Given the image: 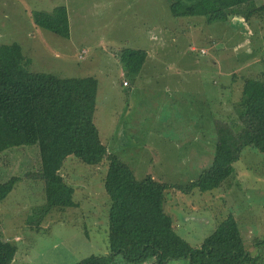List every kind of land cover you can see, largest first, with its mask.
<instances>
[{
  "label": "rangeland",
  "instance_id": "374dc122",
  "mask_svg": "<svg viewBox=\"0 0 264 264\" xmlns=\"http://www.w3.org/2000/svg\"><path fill=\"white\" fill-rule=\"evenodd\" d=\"M173 1L0 0V44L18 45L31 72L94 77V122L108 152L136 178L150 174L177 185L195 179L211 163L214 121L234 119L243 79H264V8L247 20L243 15L264 6V0H251L227 22L213 23L203 16L174 17ZM58 6L67 11L68 38L38 27L32 18ZM126 48L147 53L137 75L122 67ZM38 169L36 145L0 154L1 179ZM105 173V164L67 157L61 174L76 189L79 205L51 209L39 224L34 220L43 204L42 181L23 177L0 201V236L17 245L11 264H77L107 254ZM222 185L205 192L168 189L165 212L193 247L232 214L247 248L253 255L260 252L259 264H264V247L259 251L254 244L264 240V153L242 149ZM111 263L136 264L120 255Z\"/></svg>",
  "mask_w": 264,
  "mask_h": 264
},
{
  "label": "trees",
  "instance_id": "16d2710c",
  "mask_svg": "<svg viewBox=\"0 0 264 264\" xmlns=\"http://www.w3.org/2000/svg\"><path fill=\"white\" fill-rule=\"evenodd\" d=\"M251 0H175L169 4L174 17L203 16L208 23L227 22ZM255 11L244 13L245 20ZM34 23L51 33L70 35L66 8L36 11ZM146 51L126 48L120 61L128 74L137 75ZM97 81L94 77H59L31 72L16 44H0V154L23 146H37L39 169L23 176L0 178V201L25 177L42 181L43 204L35 223L51 209L76 208L75 188L61 169L69 156L97 166L106 165L103 187L108 197L107 248L104 255H91L77 264H112L120 255L126 262L166 264L183 259L187 264H259V254L247 248L236 218L229 214L196 247L180 237L170 215L165 212L168 189L190 193L222 187L234 173V163L242 149L255 147L264 153V79L246 77L240 98L234 105V119L214 121L215 145L208 167L184 184L171 185L146 174L136 178L129 166L100 140L94 122ZM41 188V185H39ZM254 244L264 247V240ZM17 245L0 236V264H11Z\"/></svg>",
  "mask_w": 264,
  "mask_h": 264
},
{
  "label": "crops",
  "instance_id": "0c3cea01",
  "mask_svg": "<svg viewBox=\"0 0 264 264\" xmlns=\"http://www.w3.org/2000/svg\"><path fill=\"white\" fill-rule=\"evenodd\" d=\"M123 81V80H122ZM123 85V84H122ZM128 85H129V82H128ZM127 85V86H128ZM164 204L166 205L167 204V202H166V200H165V202H164ZM165 205H164V209H165ZM170 216L172 217V215L170 214ZM172 220H173V217H172ZM173 223H174V226H175V221L173 220Z\"/></svg>",
  "mask_w": 264,
  "mask_h": 264
},
{
  "label": "built area",
  "instance_id": "2783aa9c",
  "mask_svg": "<svg viewBox=\"0 0 264 264\" xmlns=\"http://www.w3.org/2000/svg\"><path fill=\"white\" fill-rule=\"evenodd\" d=\"M82 53H84V52H82ZM80 57L82 58V55H80ZM122 84L123 85H127V81L126 80H123Z\"/></svg>",
  "mask_w": 264,
  "mask_h": 264
},
{
  "label": "clouds",
  "instance_id": "9594fccd",
  "mask_svg": "<svg viewBox=\"0 0 264 264\" xmlns=\"http://www.w3.org/2000/svg\"><path fill=\"white\" fill-rule=\"evenodd\" d=\"M84 53H85V51H84ZM123 82V81H122ZM127 85H128V82H127Z\"/></svg>",
  "mask_w": 264,
  "mask_h": 264
}]
</instances>
